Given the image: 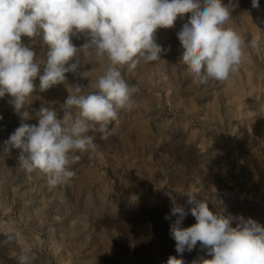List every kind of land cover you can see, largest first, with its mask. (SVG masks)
<instances>
[{
  "label": "rangeland",
  "instance_id": "rangeland-1",
  "mask_svg": "<svg viewBox=\"0 0 264 264\" xmlns=\"http://www.w3.org/2000/svg\"><path fill=\"white\" fill-rule=\"evenodd\" d=\"M225 4L228 0H223ZM236 0H234V3ZM190 13L177 17L171 28L157 29L162 60L127 65L122 75L139 91L133 106L122 110L107 141L90 129L95 151L77 153L71 165L76 177L50 187L44 174L23 170L19 149L0 156V264H18L27 252L31 264H167L169 256L193 264L212 257L199 242L191 252L176 253L165 219L173 202L188 215L183 227L196 223L186 191L206 201L211 211L243 216L264 226V0H238L228 26L245 41L239 70L226 81L197 84L182 62L185 51L178 33ZM42 61L48 46L42 38L21 37ZM85 37L72 38L79 49ZM69 63L76 72L41 92L39 76L29 99L30 125L42 105H61L72 86L88 87L103 74L107 60L78 53ZM89 89L86 88L85 91ZM8 94L0 98V152L20 125ZM74 117L79 109H72ZM233 227L236 226L234 221Z\"/></svg>",
  "mask_w": 264,
  "mask_h": 264
},
{
  "label": "clouds",
  "instance_id": "clouds-1",
  "mask_svg": "<svg viewBox=\"0 0 264 264\" xmlns=\"http://www.w3.org/2000/svg\"><path fill=\"white\" fill-rule=\"evenodd\" d=\"M259 7V0H251ZM238 0H0V98L10 95L20 125L4 141L0 156L9 157L19 149L18 162L28 173L38 171L50 187L76 177L71 167L79 161L77 153L95 151L90 129L107 141L114 135L113 123L122 110L133 106L132 96L139 91L122 75L125 65L135 69L162 60L165 49L157 43L156 31L171 28L178 15L190 13L177 34L185 49L182 62L194 82L207 84L210 79L226 81L239 70L245 47L258 48L257 41H245L228 26ZM85 37L78 49L72 38ZM22 36L42 38L48 46L46 57L36 59V52L26 46ZM78 53L94 54L97 61L107 60L103 74L86 87L72 86L60 106L58 118L52 105H42L35 113L38 124L30 125L29 99L35 90L34 79L41 68L39 90L44 92L66 81V73H75L77 63H69ZM79 109L74 117L72 109ZM2 119V117H0ZM188 197L196 223L183 227L188 215L185 208L169 194L173 207L165 219L175 217L170 225L176 253L191 252L198 242L212 258L193 264H264V226L252 218L213 212L206 201ZM236 226L233 227V222ZM18 264H31L27 252L18 256ZM167 264H184L169 256Z\"/></svg>",
  "mask_w": 264,
  "mask_h": 264
},
{
  "label": "bare ground",
  "instance_id": "bare-ground-1",
  "mask_svg": "<svg viewBox=\"0 0 264 264\" xmlns=\"http://www.w3.org/2000/svg\"><path fill=\"white\" fill-rule=\"evenodd\" d=\"M243 60H244V61H247V58L243 57Z\"/></svg>",
  "mask_w": 264,
  "mask_h": 264
}]
</instances>
